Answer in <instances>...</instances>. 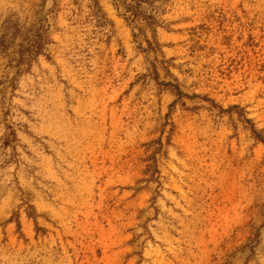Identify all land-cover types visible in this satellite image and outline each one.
<instances>
[{
	"label": "rangeland",
	"instance_id": "rangeland-1",
	"mask_svg": "<svg viewBox=\"0 0 264 264\" xmlns=\"http://www.w3.org/2000/svg\"><path fill=\"white\" fill-rule=\"evenodd\" d=\"M0 264H264V0H0Z\"/></svg>",
	"mask_w": 264,
	"mask_h": 264
}]
</instances>
